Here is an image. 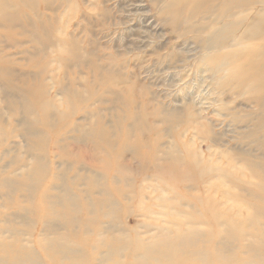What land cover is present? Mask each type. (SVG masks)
I'll list each match as a JSON object with an SVG mask.
<instances>
[{"label":"rangeland","instance_id":"obj_1","mask_svg":"<svg viewBox=\"0 0 264 264\" xmlns=\"http://www.w3.org/2000/svg\"><path fill=\"white\" fill-rule=\"evenodd\" d=\"M0 264H264V0H0Z\"/></svg>","mask_w":264,"mask_h":264}]
</instances>
